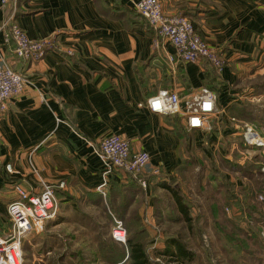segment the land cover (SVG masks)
I'll return each mask as SVG.
<instances>
[{"label":"crops","instance_id":"1","mask_svg":"<svg viewBox=\"0 0 264 264\" xmlns=\"http://www.w3.org/2000/svg\"><path fill=\"white\" fill-rule=\"evenodd\" d=\"M139 1L10 0L5 7L0 2V59L26 79V88L0 119L1 235L11 228L8 206L17 200V185L33 194L44 184L54 188L58 212L47 222L52 234L66 226L85 233L84 219L97 221L94 215L110 211L109 202L119 200L113 188L131 194L129 213L144 219L153 203L150 176L142 178L147 188L115 173L105 200L96 191L103 164L94 148L121 134L133 153L150 154L149 172L164 168L172 175L183 161L176 119L184 126L186 120L140 105L161 90L185 100L197 97L205 83L237 90L264 74V0H160L165 15L191 20L223 59L222 71L210 62H182L168 41L148 32L136 11ZM6 23L17 24L32 40L51 41L54 48L37 63L18 59L5 42ZM189 132L194 139L200 130Z\"/></svg>","mask_w":264,"mask_h":264},{"label":"rangeland","instance_id":"2","mask_svg":"<svg viewBox=\"0 0 264 264\" xmlns=\"http://www.w3.org/2000/svg\"><path fill=\"white\" fill-rule=\"evenodd\" d=\"M214 92L217 112L209 129L194 136L191 152L183 146L182 166L172 175L163 168V174L148 179L153 203L141 226L156 264H177L159 256L170 239L183 242L193 254L185 264H264V155L244 145L247 127L264 138V74L247 87ZM235 105L248 106L250 118H239ZM175 190L188 216L177 207ZM94 216L97 221L86 218L81 224L85 233L66 226L52 234L51 223L44 233H31L24 240L25 264H109L98 247L101 242L116 245L111 236L115 223L106 212Z\"/></svg>","mask_w":264,"mask_h":264},{"label":"built area","instance_id":"3","mask_svg":"<svg viewBox=\"0 0 264 264\" xmlns=\"http://www.w3.org/2000/svg\"><path fill=\"white\" fill-rule=\"evenodd\" d=\"M9 1L0 0L4 7ZM136 11L149 21L160 37L175 48L182 62L209 61L219 71L223 70L225 65L223 59L197 34L189 18L165 15L160 0H140L136 4ZM4 28L7 29L5 30V42L13 46L14 54L18 59L27 63H37L45 58L47 40L30 39L17 24L8 25L6 23ZM171 60L174 61V59ZM25 88V77L15 71L8 62L0 59V119L9 110L12 100ZM217 101V94L208 88H203L197 97L185 100L174 91L161 90L140 107H146L154 114L180 116L186 120V127L189 131H203L209 129V121L217 112ZM58 122L63 121L58 119ZM78 137L92 146L81 135ZM244 145L249 149L260 148L264 155V138L257 135L251 127H247L244 134ZM94 149L103 164V180L97 186L96 191L105 200L109 197L110 178L115 173L130 175L144 185L143 187L148 184L142 179L144 176L163 174L161 168L149 172L150 154L147 151L133 153L131 141L121 134L106 137L100 146ZM262 165L264 172V161ZM6 168L9 173H13L11 165H7ZM15 191L17 200L8 206L10 231L7 235L0 234V264H25L24 240L31 233H44L47 222L53 220L58 212V199L51 185L44 184L39 194L30 193L20 185L15 187ZM260 199L264 200V196L261 195ZM114 222L112 238L126 245L128 233L123 221L115 218Z\"/></svg>","mask_w":264,"mask_h":264},{"label":"trees","instance_id":"4","mask_svg":"<svg viewBox=\"0 0 264 264\" xmlns=\"http://www.w3.org/2000/svg\"><path fill=\"white\" fill-rule=\"evenodd\" d=\"M139 17L142 19L146 20V26L147 30L150 34H154V28L151 26L149 21L137 13ZM54 47L52 46V42L48 41L46 44V51L52 50ZM208 62L209 61H205ZM215 76V79L219 78V74L217 72L213 73ZM221 79L219 78V83H222ZM205 86L214 91L220 92V89H218L216 86L212 87L210 84L205 83ZM235 108V114L241 118L242 120H248L250 118V112H249V107L246 105L243 106H234ZM175 118H178L179 116H173ZM235 117V116H233ZM237 118V117H236ZM238 118V119H239ZM240 119V120H241ZM175 131L183 139L184 146L186 147L187 151L192 150L193 145H194V140L191 135V133L187 130L186 126L180 124L179 119H176V124H175ZM187 162V161H186ZM191 165V163L187 164V168H184L182 170L185 171V169H188V165ZM189 165V166H190ZM260 173L264 175V172L260 170ZM130 176V175H128ZM131 177V176H130ZM150 178H152L150 176ZM149 178V179H150ZM255 179V177H253ZM134 182H136V179L132 178ZM137 183V182H136ZM163 188H165L166 184H161ZM113 190L115 197H119V200L117 202L115 201L114 204H111L109 202V208L110 211L107 210L106 215L108 219L110 220V223H115L114 222V217L116 219L122 220L124 223V226L127 230V233L129 234L128 236V241L127 244L122 246V244L116 242L113 238V242L116 245L109 246V244L105 242H101L99 244V254L103 256L104 260L109 263V264H156L153 258L150 257L149 253L147 252L146 249V243L144 242V237L146 234L145 228H142V218L141 216L137 213H129V208L131 207V203L134 198H130L131 194H125L121 192L118 189H111ZM173 199L175 200L177 207L181 209V213L183 215L188 216V212L186 209V206L183 204L182 199L180 198V195L177 193V191H173ZM110 199V198H109ZM115 205V207H114ZM119 249V250H117ZM159 256L163 257H169L172 259L171 262L177 263V264H185V263H190L193 257V254L188 250V247L181 241L177 239H170L166 242V246L164 251H161L159 253Z\"/></svg>","mask_w":264,"mask_h":264}]
</instances>
